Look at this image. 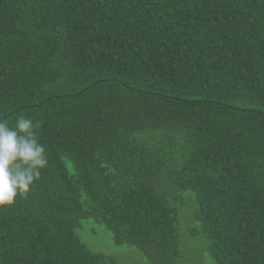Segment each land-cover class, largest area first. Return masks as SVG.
<instances>
[{
	"label": "trees",
	"instance_id": "trees-1",
	"mask_svg": "<svg viewBox=\"0 0 264 264\" xmlns=\"http://www.w3.org/2000/svg\"><path fill=\"white\" fill-rule=\"evenodd\" d=\"M20 116L48 164L0 207V264H113L94 224L149 264L182 236L264 264V0H0V119Z\"/></svg>",
	"mask_w": 264,
	"mask_h": 264
},
{
	"label": "clouds",
	"instance_id": "clouds-1",
	"mask_svg": "<svg viewBox=\"0 0 264 264\" xmlns=\"http://www.w3.org/2000/svg\"><path fill=\"white\" fill-rule=\"evenodd\" d=\"M32 118L20 116L15 125L0 119V207L26 196L47 167L45 146L39 142Z\"/></svg>",
	"mask_w": 264,
	"mask_h": 264
},
{
	"label": "rangeland",
	"instance_id": "rangeland-1",
	"mask_svg": "<svg viewBox=\"0 0 264 264\" xmlns=\"http://www.w3.org/2000/svg\"><path fill=\"white\" fill-rule=\"evenodd\" d=\"M94 225L97 227V233L96 235L89 234L92 240L89 239L90 243H87L92 250L111 254L115 258L113 264H149L148 260L135 247L114 246L110 235L98 225ZM192 243L193 241H188L184 236L181 237L180 252L182 257L179 261L182 260V262L180 264H213L209 256L203 251L200 252L197 246L191 245Z\"/></svg>",
	"mask_w": 264,
	"mask_h": 264
}]
</instances>
